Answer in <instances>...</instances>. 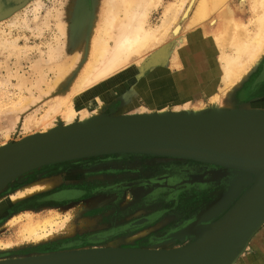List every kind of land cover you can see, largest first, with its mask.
I'll use <instances>...</instances> for the list:
<instances>
[{
  "label": "rangeland",
  "instance_id": "obj_1",
  "mask_svg": "<svg viewBox=\"0 0 264 264\" xmlns=\"http://www.w3.org/2000/svg\"><path fill=\"white\" fill-rule=\"evenodd\" d=\"M107 1L31 0L13 13L0 15V149L46 134L48 128L82 123L85 114L89 119L106 114L160 113L174 105L209 114L223 104L225 108L243 104L237 99L242 96L233 100L231 93H243L251 77L256 82L264 80V57L256 63L244 62L248 55L258 54L260 41L248 44L258 37L252 29H241L234 57L228 48L214 53L213 44L198 36L191 47L185 46V24L194 16L199 1L194 0L183 18L191 4L186 0L164 41L142 54L141 62L89 81L85 90L74 93L77 84L95 68L91 42L105 19ZM238 1L228 0L206 20L211 24L230 5L241 15L251 10L263 12L264 0ZM175 2L178 0H161L153 7L148 27L155 30L164 11ZM222 39L218 43L224 45V36ZM174 54L178 56L175 67L171 66ZM222 54L223 60L216 64L214 56ZM233 64L238 65L235 70L244 82H208L201 85L210 89L205 94L199 93V84H191V92L188 84L182 86L187 78H226L223 71L231 74ZM173 75L178 85L172 83ZM170 84L175 98L169 99L164 92ZM69 106L78 118L64 125L62 116ZM171 108L169 112H177ZM54 117L58 121L54 122ZM254 181L250 173L195 160L136 154L43 167L22 175L0 192V263L96 249L189 247L200 239V232L233 208ZM34 187L39 189L24 193ZM29 217L55 218L51 235L39 241L22 240L20 229ZM199 224L200 229L192 230ZM234 264H264V225Z\"/></svg>",
  "mask_w": 264,
  "mask_h": 264
},
{
  "label": "water",
  "instance_id": "obj_2",
  "mask_svg": "<svg viewBox=\"0 0 264 264\" xmlns=\"http://www.w3.org/2000/svg\"><path fill=\"white\" fill-rule=\"evenodd\" d=\"M146 114L100 115L1 148L0 191L43 167L117 154L195 160L250 173L255 179L253 185L189 247L159 251L96 249L0 264L235 263L264 222V112L217 109L209 114Z\"/></svg>",
  "mask_w": 264,
  "mask_h": 264
},
{
  "label": "bare ground",
  "instance_id": "obj_3",
  "mask_svg": "<svg viewBox=\"0 0 264 264\" xmlns=\"http://www.w3.org/2000/svg\"><path fill=\"white\" fill-rule=\"evenodd\" d=\"M30 1L31 0H0V13L3 12L4 14L13 13L21 9L23 6L27 5V3ZM189 1L191 3L190 7L188 10L182 13L183 18L187 17V12L190 11L192 5L194 4V0H189ZM227 1L228 0H199L197 2L196 10L193 12L194 16L192 17V20L189 23L190 26H193L195 24L197 25V23L204 21L207 17L210 16V14L212 13L211 11H213L216 8L218 9L220 5L226 3ZM244 1L245 0H239L238 2L243 3ZM160 2L161 0H108L107 3H105V5H107L106 12L104 15L105 19L102 23L99 33L97 34L96 37L94 36L95 38L91 42L92 43L91 56H92L93 64H95V68L93 69L92 73H88L87 76L83 77V80L77 84L78 87H76V89L73 90L74 93H78L85 90L89 86L88 85L89 81H94L95 79H100L105 75H110L114 72H117L120 68L128 64L130 65V63L132 64V63L141 62L143 58L141 57L142 54H145L148 51V49L158 46L164 41L169 26L171 25V23H174L178 20L179 12H182V8L186 0H178V2L172 3L168 8L166 7L167 9L164 11L162 19H160L161 24L157 26L156 29L154 30L148 27V15L151 9H153V7H156ZM261 3L263 4V12H264V2L262 1ZM257 4H259V2H257ZM222 12H224V10L221 11L220 13ZM219 14L216 16L214 21H211L212 24H210L212 25L213 28L212 31H214L211 33L212 37L217 42L218 40L220 41V39H222L224 36L223 35L224 32H219L215 28V25L218 22H220L217 20ZM262 22L263 20L261 21V23ZM234 27L236 28L237 25H234ZM244 55L245 54L243 53L242 57ZM177 57H178L177 55H174L172 60H174V62L178 61ZM223 73H225L227 79L231 78L230 72H227L224 69ZM230 82L231 79H229V83ZM173 86L174 85L170 84L169 89L166 92H164L166 93L167 96H169L168 97L169 99L175 98L173 94L174 93ZM171 107H173V109H175L177 112H180L181 110H186V111L188 110L187 112H189L190 110L187 105H183V107L174 105V106H168L160 113L169 112L170 109H172ZM150 114H154V113H150ZM136 115H149V114L145 113V114H136ZM87 116L85 114V117H81V120L84 119L82 123L90 121L96 117L95 116L86 119ZM75 118H78V115L75 112V110L70 106L67 107L64 115L62 116V121L64 122V125L70 124ZM53 119L54 122L58 121L56 120L55 117ZM47 130L50 131V128H48ZM34 188L31 189L29 188L30 190L28 191L25 190V192L24 191L23 192L25 194H29L33 190L37 191V189H39L38 187H34ZM55 220L56 219L52 217H43V218L40 217V218L28 219V222L24 224L20 229V234L23 237L22 240L25 239L28 241H39L46 239L51 235L52 227L56 225ZM261 225L263 226L264 222L260 224L258 228ZM208 229H205L202 232H200L199 234L200 239L202 238L203 233Z\"/></svg>",
  "mask_w": 264,
  "mask_h": 264
},
{
  "label": "crops",
  "instance_id": "obj_4",
  "mask_svg": "<svg viewBox=\"0 0 264 264\" xmlns=\"http://www.w3.org/2000/svg\"><path fill=\"white\" fill-rule=\"evenodd\" d=\"M263 18H264V12H262V11L254 10L252 12V10H251V11L245 12L241 15L239 13L233 12L231 5L228 6V9H226L224 12L219 14V16L217 17V20L220 22H218L215 25V28L217 31L224 32V34H223L224 38H225V40H224L225 44L224 45L218 43L219 40L217 42V41H215V39H213L212 36H210L213 28H212V25H210V21H208V19L207 20L205 19L206 21L204 20L200 23H197V25L196 24L193 25L194 26L193 27V26H188V24L192 20V18H191L189 20V22H186V24H185V26H186L185 30L187 33L186 39H185L186 40L185 46L189 45L191 47L192 42L195 39H197V36H198L199 38H203V39L205 38L204 40L207 42V44L208 43L211 45L213 44L214 53L215 52L223 53V52H226L228 49H230V53L233 54L232 57H234L236 50H237L234 48V46L238 42V38H239L238 36L241 32V29H242V32H244L246 28H249V29H252L253 31H255L256 34L258 35V37H252L253 39L250 40L249 43H251L252 45L255 44V41H260V43H259V46L257 47L258 54L255 55L254 57H251L248 55V57H245L244 62H248V63L255 62L256 63L257 61H260L264 57V26H263L264 19ZM262 20H263V22L261 23ZM234 25H237V27L235 28ZM257 26H259V27H257ZM193 28H197L194 33L191 32ZM228 34H230V35H228ZM236 37H237V39H236ZM220 45L224 46V47L222 49H220ZM226 48H228V49H226ZM214 55H216V54H214ZM214 57H216L218 59V60H216V64L217 63L219 64V62L223 60L222 59L223 54H222V56L217 55ZM186 62H187V60H184V66H187ZM177 63H178V61L174 62V60H173L171 63L172 64L171 66H173ZM234 63H236V62H234ZM173 67H175V66H173ZM232 68H233V70L231 71V78L227 79V77L226 78L220 77V78H218V80H214V81L207 80L204 78L197 79V80L193 79L194 81H192V80H188L190 78H187V79H184L182 86L187 87L186 84H188L189 85L188 92H191L190 85L191 84H199V86H198L200 88L199 93L205 94L207 91L209 92V89L207 86H205V88H204V87H201V85L202 84L206 85L208 82L209 83L214 82L215 84L216 83L228 84L229 79H231V82H230L231 85H234L235 83L244 82V80L240 79L238 71L235 70V69L239 68L238 65L233 64ZM224 76H226V75H224ZM175 78H176L175 75H173V77L171 79L172 83L174 85H176V84L178 85L179 82H177ZM246 84L248 86H247L246 90L244 89V91H243L244 94L241 92L239 95L236 92L231 93V99H233V100L236 99V95L242 96V98H237V99L238 100L241 99L243 101V104L234 105L231 108H225L227 106H226V104H223L222 105L223 108H220V109H222V110H235V109H237V110H255V108L256 109L258 108L261 110V112H264V80L256 82L255 77H251ZM179 92L180 91H178V93ZM257 100L261 104H259L258 102L256 103Z\"/></svg>",
  "mask_w": 264,
  "mask_h": 264
},
{
  "label": "flooded vegetation",
  "instance_id": "obj_5",
  "mask_svg": "<svg viewBox=\"0 0 264 264\" xmlns=\"http://www.w3.org/2000/svg\"><path fill=\"white\" fill-rule=\"evenodd\" d=\"M148 188H149V187H148ZM149 189H151V187H150ZM200 226H201V224H199V226L197 225V226H196V227H194L192 230H194V231H197V230H198V228L200 229V228L202 227V226H201V227H200Z\"/></svg>",
  "mask_w": 264,
  "mask_h": 264
}]
</instances>
